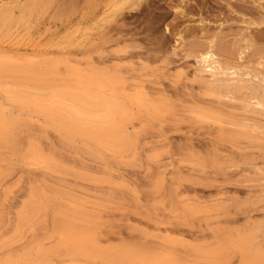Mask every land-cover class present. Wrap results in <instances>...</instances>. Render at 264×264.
Segmentation results:
<instances>
[{
	"label": "rangeland",
	"instance_id": "rangeland-1",
	"mask_svg": "<svg viewBox=\"0 0 264 264\" xmlns=\"http://www.w3.org/2000/svg\"><path fill=\"white\" fill-rule=\"evenodd\" d=\"M52 1L0 0V82L33 58L43 68L50 62L61 69H84L90 60L127 83L142 75V85L167 86L170 97L164 100L174 107L157 115L131 106L129 143L114 155L65 138L45 123L39 130L41 117L27 118L28 108L14 104L13 109L0 91L7 115L23 110L22 123L11 130L17 151L0 143V263L33 260L44 251L49 252L45 264H100L61 249L56 233L70 222L89 226L101 249H167L183 264L193 251L211 249L215 232L264 224V147L226 140V130L190 113L196 103L186 96L197 93L192 75L208 51L223 67L248 74L245 79L264 81V0H190L187 15L156 0L158 7L146 14L119 16L110 13L120 0ZM112 15L119 17L115 23L109 22ZM180 71L177 90L169 79ZM234 100H215V111L239 122L248 119L247 130L263 138L264 111ZM27 142L45 148L50 169L24 158ZM17 214L24 219L18 221Z\"/></svg>",
	"mask_w": 264,
	"mask_h": 264
},
{
	"label": "bare ground",
	"instance_id": "bare-ground-1",
	"mask_svg": "<svg viewBox=\"0 0 264 264\" xmlns=\"http://www.w3.org/2000/svg\"><path fill=\"white\" fill-rule=\"evenodd\" d=\"M66 1L67 3L69 2L70 4L77 5L80 0ZM189 1L190 0H179L176 4H174L172 0H166L164 2L167 6L165 8H168V11L171 9V11H174V14H186L188 12H186V9L188 5H190ZM155 2L156 0H120V3L116 2L119 4H116V8L112 10L110 14H118L117 16L120 14H142L150 8L155 7L153 6ZM108 7L112 8L110 6ZM87 10L90 11L89 9ZM106 10L103 13H106ZM88 11H86V13ZM90 13L92 12L88 14ZM146 13L147 12H145V14ZM114 15H112L113 17L108 16L111 18L110 20L108 18L109 22L115 23L114 18L117 16L114 17ZM111 23L108 25H111ZM165 30L167 31L168 29L165 28ZM170 30L169 28L168 31L170 32ZM123 32H125L124 28ZM122 48L117 52L120 53L122 50H125L124 46ZM137 48L139 50L142 49V47ZM137 60L140 65H146L144 63L145 61H142L140 57ZM41 63V61L35 60L34 58L33 60H28L27 66L20 65V69L12 68V70L7 71L11 73V79L0 82V87L2 88L0 91L5 94L7 101L12 103V106H10L13 109H15L14 104H17L20 108H28L29 111L26 113L27 118L33 119L38 118L35 116L41 117L42 122L36 120V126H38L39 130L42 129L41 123H45L47 127L56 130L65 138H75L80 142L93 146V148H100L114 155H121L123 149L129 143L125 127L130 121L131 106L136 105L140 111H149L152 109L157 115L167 113V111H173L172 109L174 106L168 105L164 100L170 97L169 92H167L168 90L166 91L165 89L168 87L166 86L164 88L158 82L154 83L158 87H154L153 83L151 85L147 84V86L142 85L146 83L143 80H139L142 75L138 77L139 79L136 78L137 76L134 77L133 83L135 82V84H132L127 83L116 75H112L107 69L98 68V64L96 65L90 60L86 61L84 69L75 68L72 65H66L61 69L50 62L43 68ZM196 66L194 74L192 75V81L198 83L197 93L196 95L195 93H187L186 95L196 103L190 113L203 115L200 117L204 120L211 119L215 124H218V127L222 129L218 130H221V132L226 130V140H243L250 145L263 149L264 136L261 138L259 134L247 130L248 127H252L248 126L246 122L248 119L239 122L236 120L237 118L222 117L216 112L217 107L215 104L220 103L221 100L226 99V101H231L235 99L239 101L244 108H252L255 106L261 111H264V81H261V79L257 83L255 82V84L253 75L250 76V79H245L244 77H248V74L242 72L240 68L223 67L220 62L215 59V55L212 54L211 51L201 55ZM183 74L184 72L180 71L175 76L171 75L172 79H169V82L174 89L178 90L177 85H179ZM130 77L132 78L133 76H129V78ZM188 86L191 85H187L186 88H188ZM130 90L133 92H130ZM171 90L169 91L171 92ZM182 94L186 93L182 92ZM182 94H180V96ZM177 95H175V97ZM123 99H125V101H123ZM215 100L218 101L215 103ZM173 103L176 102L174 101ZM197 103H201L200 105L202 107H199ZM20 108L17 110L19 111L17 115H12L10 113L7 115L5 109L0 104V143L1 145L10 143L15 151H17L18 147L15 145L16 139H13L11 130L17 122L22 123L19 118L21 114H23V110ZM28 125L33 126L34 124L30 121ZM254 125L257 126V124ZM27 135L31 137V131L30 133L27 132ZM236 144H238V142ZM43 153L45 154L44 147L42 148L32 142H27L26 149L24 150V158L37 164L41 163L45 165L47 169H50L49 167L52 165L51 159L43 156ZM24 216V214L23 216L17 214L18 221L23 220ZM78 225H76L75 222L64 224L56 233V238L60 243L61 249H64L68 255L73 254L88 261H98L100 264H183L175 255L169 254L167 249H165V252H154L149 249L145 250L134 247L101 249L99 247L100 240L96 239L95 234L93 235L92 229L89 226L81 228L82 226L80 227V225ZM213 236L215 240L213 241V247L206 251H193L195 255L192 258H186L188 264H264V224L252 225L251 228L243 232H239L237 229H229L221 233L215 232ZM108 240L109 239L106 238L104 241ZM171 252L173 253V251ZM174 254H176V252ZM48 256L49 252L39 251L37 258L33 260L29 259V261L26 260L24 262L16 260L3 264H45Z\"/></svg>",
	"mask_w": 264,
	"mask_h": 264
}]
</instances>
